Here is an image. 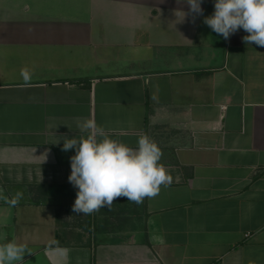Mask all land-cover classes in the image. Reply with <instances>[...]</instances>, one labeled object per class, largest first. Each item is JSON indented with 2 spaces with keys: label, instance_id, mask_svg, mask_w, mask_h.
<instances>
[{
  "label": "crops",
  "instance_id": "crops-1",
  "mask_svg": "<svg viewBox=\"0 0 264 264\" xmlns=\"http://www.w3.org/2000/svg\"><path fill=\"white\" fill-rule=\"evenodd\" d=\"M201 7L193 22L184 0H0V243L26 244L23 264H264V47ZM83 118L153 139L171 185L74 213L62 148Z\"/></svg>",
  "mask_w": 264,
  "mask_h": 264
},
{
  "label": "clouds",
  "instance_id": "clouds-1",
  "mask_svg": "<svg viewBox=\"0 0 264 264\" xmlns=\"http://www.w3.org/2000/svg\"><path fill=\"white\" fill-rule=\"evenodd\" d=\"M189 11L183 19L192 15L193 22L203 15V0H184ZM203 23L225 40L243 29L246 44L264 47V0H214V12ZM21 75L25 82L30 79L27 69ZM77 127L86 135L63 139L62 151L74 149L70 157L69 183L77 190L72 210L76 214L90 215L101 208H111L114 201L126 198L140 204L146 198L156 197L161 187L173 181L169 169L161 163L163 152L146 134L140 135L137 147L113 139L94 119L83 118ZM47 159V154L44 155ZM17 192L7 202L16 206L22 198ZM32 253L24 243L15 240L0 243V264H23V257Z\"/></svg>",
  "mask_w": 264,
  "mask_h": 264
}]
</instances>
